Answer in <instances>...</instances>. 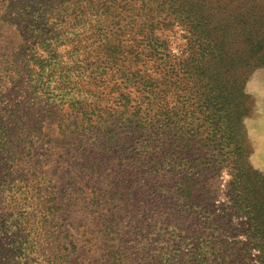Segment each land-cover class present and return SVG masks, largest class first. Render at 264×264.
I'll use <instances>...</instances> for the list:
<instances>
[{
    "label": "trees",
    "instance_id": "obj_1",
    "mask_svg": "<svg viewBox=\"0 0 264 264\" xmlns=\"http://www.w3.org/2000/svg\"><path fill=\"white\" fill-rule=\"evenodd\" d=\"M3 2L7 3L3 16L9 18L12 11L19 10L32 14L34 22L29 32L36 36L34 43H30L23 33H17L16 24L9 25L6 21L3 27L1 23L0 88L5 80L17 88L25 79L33 91L37 86L45 85L44 69L50 65L58 67L57 52L64 47L75 58V64L89 72L86 79L90 88L85 92L95 98L93 102L80 105L73 114L50 116L51 122L44 123L35 118L33 122L28 113H22L27 118V127L42 134L35 138L44 145L40 147L44 155L60 164L65 151L59 141L66 143L65 146L78 155L90 178L84 181L75 177L63 192H53L54 187L34 189L32 186L30 191L27 189L29 195L34 193L31 194L34 203L29 212L0 210V238L5 235L3 241L9 240L7 246L23 247L34 241L37 244L43 233H56L60 238L56 239L55 250L49 251L48 259L56 260L50 261L51 264H99L98 261L102 264H249L250 250L257 251V262L264 264V228L259 227L264 224V219H255L248 204L240 201L235 182L227 186L228 202L220 214L209 210L214 208L213 198H205L209 193L200 184L204 173L217 174L219 170L197 166L175 174L170 165H161V156L167 158L173 143L186 140L185 117L182 116L192 113L195 105L200 108L204 103L202 86L198 85L202 75L197 71L196 78L191 70L200 69L199 61L206 55L211 57L210 64L217 70L222 64L225 67L243 65L242 61L226 53L228 43L204 36L206 33L200 28L202 18L180 13V19L191 22L192 28L200 34L184 45L179 58L173 56L167 43L157 36L158 31L171 25L169 21L159 22L158 19L164 14L163 20H168V13L172 14V0ZM187 2L179 1V6L182 9L191 6ZM193 2L200 7L207 1ZM236 9L238 25L234 26L243 32L240 28L245 26V10ZM3 16L0 15V20ZM260 28H255L251 38L230 42L234 46L248 43L250 48L263 51L264 33ZM194 56L198 57L197 64L192 60ZM256 62V66H264V54L257 57ZM217 78L216 73H211L203 87L212 86ZM196 79L197 83L194 82ZM212 91L216 95L212 98L218 99L217 89ZM173 96L178 98L179 108H176L175 103H178L173 102ZM17 114L14 110L6 120L0 115V158L7 154L10 157L6 161H12L15 154L9 134L19 132L23 135L27 130L21 123L23 116L17 118ZM89 122H95V125L87 127V137H83L81 128ZM53 124L59 134L57 138L53 137ZM195 127L192 130L195 137L203 140L207 128L203 125ZM124 133L128 142L122 158L128 165L122 166L123 171H117L110 178L102 165V159L107 160V157L94 155L89 149L97 143L105 153L107 142L117 143ZM89 141L91 143H87ZM132 143L137 147L136 152ZM35 145L31 146L34 148ZM28 148L22 147V150ZM134 154L136 159H133ZM15 166L3 168L8 177L16 171ZM51 166L53 178L58 175L69 178L72 170L76 172V168H62L66 165ZM101 184L105 187L99 189ZM0 187H4L1 179ZM10 190L19 191L18 186ZM15 195L16 192L10 198ZM206 201L212 204L211 207L205 205ZM65 203L70 205L66 207ZM80 203L82 208L76 210ZM11 218L14 221H10ZM6 221L12 223L11 232L4 230ZM57 221L70 222L71 227L64 225L60 231ZM229 227L236 231V238L244 236L246 239L244 243L235 239L234 245L240 247L234 254L235 247L225 251L213 246L206 248L208 239L216 240L221 236L220 231H227ZM129 244L137 250L132 252L134 246ZM57 250L62 252L57 255L59 252H54ZM234 255L236 260L241 255L243 262L234 261Z\"/></svg>",
    "mask_w": 264,
    "mask_h": 264
},
{
    "label": "rangeland",
    "instance_id": "obj_2",
    "mask_svg": "<svg viewBox=\"0 0 264 264\" xmlns=\"http://www.w3.org/2000/svg\"><path fill=\"white\" fill-rule=\"evenodd\" d=\"M179 1L183 2V0H172V14L168 13V20H163L164 14H161L158 19L159 22L169 21L171 24L157 33V36L167 43L171 54L179 58L184 45L199 37L198 34L200 33L197 29L192 28L191 22L180 19L182 18L180 13H185L192 18L195 15L199 19L202 18L200 28L206 33L204 36L209 35L213 39L226 41L228 43L226 53L237 59V61H242L243 65L240 67H237V65L225 67V64H222L217 70L210 64L211 57L206 55L199 61L200 69L194 68L191 70V74L195 76L197 71L202 75V78H200L201 84L198 85L202 86L200 91L203 93L204 103L200 108L195 105L192 108V113L189 112L186 116H182L185 117L186 140L181 143L179 141L174 142L167 158L164 155L161 156V165L163 167L170 165L175 174L179 170L189 167L197 168L199 166V168H205L208 166L216 168L219 170L217 174L207 172L200 179V184L209 193L205 198H213L214 201L212 203L214 208L210 206L212 204L206 201L205 205L211 207L209 210H215L221 214V210L228 202L227 186L235 182L237 185L236 195L239 196L240 201L248 204V208L251 209L255 219H264L262 217L264 216V66H256V58L264 54V50L259 51L250 48L248 43L234 46L230 42L233 39L239 42L237 38L243 40L248 37L251 38V33L255 32V28L259 26L261 27L260 31L264 33V0H206V3H211H204L200 7L194 4L193 0H188L187 3L191 6H187L185 9L179 6ZM212 1H216V3ZM6 7L7 3L0 0V15H4ZM236 7L245 10L243 14L245 26L241 25L240 28L243 32L234 26L238 25L235 17L238 14ZM17 12L18 14H16ZM17 12L12 11L9 18L6 15L3 16L0 25L2 23L4 27L6 21L10 22L9 25L14 26L16 24V27H18L17 33H23L30 43H34L36 34L31 36L29 32L30 25L34 22L31 18L32 14L23 10ZM163 12L166 14V9ZM10 18L14 19L10 20ZM25 28L27 29L26 32H24ZM201 35L203 36V34ZM254 38L252 37V39ZM34 48L36 52L39 51L36 44H34ZM67 51L64 47L58 49V57L56 58L58 67L50 65L49 68L44 69L45 79H43V83L47 82L45 85L37 86L35 91L30 85H27L25 79H22L17 88H14L8 80H5L1 85L0 115L3 116V120H6L10 118L11 113H14V110L18 111L17 118L20 115L23 116L24 120L21 119V123L27 129L23 132V135H20L19 132L14 133V135L9 134V139L14 143L15 154L13 160L6 161V158L10 157L7 154L0 158V179L4 183V187H0V210L4 212L11 209H15L14 212L18 213L29 212L34 203L31 194L34 195V193L31 192L29 195L27 189L30 191L32 186H34V189L38 187L51 189L54 187L53 192H63L74 181L75 177L89 181V172L85 170L78 155L71 150L72 148L65 146L66 143L59 141L60 147L65 151L60 164L55 163L56 159L51 156L44 155L40 149L44 145L35 138L41 133L33 132V128H28L25 123L27 118L22 114L26 112L30 115V120L35 118L46 123L47 121L51 122L50 116H55L56 113L64 117L70 115L71 112L73 114L80 105L95 100L93 95L85 92L90 88L86 79L89 72L82 70V65L75 64V58L71 57ZM192 60H195L197 64L198 57L194 56ZM78 66H81V69ZM211 73L218 75L216 82L212 86L206 85L203 87L207 83L206 78ZM197 80H194V82L197 83ZM213 89H217L218 95H220L218 99L212 98L216 96L212 91ZM178 101V98L173 96V102L178 103ZM175 106L179 108L180 104L175 103ZM65 111L68 113H65ZM32 121L34 122V120ZM188 124H191L193 128ZM94 125L95 122L85 123L84 127L81 128L84 130V132H80L81 135L87 137V127ZM197 125H203L204 129L207 128V133L201 141L192 132ZM51 128L54 133L53 137H59L56 126L53 124ZM125 135L124 133L117 143L107 142L105 153L101 150L104 148L98 147L99 144L97 143L89 149L94 155L101 154L107 157V160L102 159V165H104V171L111 175L110 178L114 177L113 175H116L117 171H123L122 166L128 165V161H124L122 158L124 155L122 152L127 148L128 142ZM33 143H36L34 148L31 146ZM186 143L188 144L186 145ZM22 147L29 148L23 151ZM132 147L136 152V145L133 146L132 143ZM133 156V159H136L137 156L135 154ZM99 159H101V156ZM55 164L66 165L62 168H76V172L72 170L73 173L69 178L66 176L62 178L61 175L53 178L50 169H52L51 165ZM11 165H16V171L11 174V177H8L7 171L3 168ZM14 186H18L19 191L10 190ZM103 187L105 185H99V189ZM14 192H16V195L10 198ZM18 193H25V195H19ZM69 205L70 203H65L66 207ZM79 205L76 210L82 208V203ZM9 220L14 221L13 218ZM235 221L236 223L239 222L236 219ZM11 224L6 221L3 224L4 230L11 232ZM56 225L60 231L63 230L64 225L71 227L70 222L65 224L62 221H57ZM259 227L264 228V224H260ZM41 230L47 232L45 229ZM220 232L221 236L216 240H207L208 245L206 248L213 246L219 248V251H225L235 247L232 251V254H234L240 247V245H234L235 239L243 243L246 242L244 236L236 238V231L230 229V227L227 231ZM43 234L37 244L34 241L32 245L26 244L23 247L7 246L9 240L8 242L3 241L5 235L2 236L0 238V264H51L50 261L54 263L56 260H49L48 254L52 249L55 250L56 242L60 236H56V233ZM237 234L240 235L239 231ZM129 240L128 243H130ZM213 241L217 243L215 244ZM129 246L133 247L134 245L129 244ZM136 250L134 246L132 252ZM54 252H59L57 253L59 255L62 251L57 250ZM250 252L247 263L259 264L256 260L259 253L255 250H250ZM233 259L237 262H243L241 255L238 258L239 260H236L235 255ZM98 263L102 264V261H98ZM86 264L89 263L86 262ZM142 264L147 263L142 262Z\"/></svg>",
    "mask_w": 264,
    "mask_h": 264
}]
</instances>
